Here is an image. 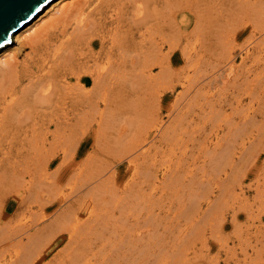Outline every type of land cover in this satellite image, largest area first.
Here are the masks:
<instances>
[{
    "label": "bare ground",
    "instance_id": "6f19581e",
    "mask_svg": "<svg viewBox=\"0 0 264 264\" xmlns=\"http://www.w3.org/2000/svg\"><path fill=\"white\" fill-rule=\"evenodd\" d=\"M249 1L247 0V2H249ZM254 1H256V0H253V3H254ZM233 2H235V1L233 0ZM256 3H261L259 5L264 6V0H258V2H256ZM240 5L242 6V4H240ZM244 5H246V4H244ZM250 5H251V3L249 4V6ZM255 5L256 4L254 3L253 6H255ZM225 7H226L225 0H50L45 6H43L36 13V15L31 20H29L20 29H18L17 31H15L12 34V39L10 40V42L7 43L6 45H4L0 49V203L3 202V199H4L3 197H7V196L11 197V196L16 195L19 192V190H18L19 187H22L21 190H24V192H26V191H27V193L29 192L31 196H32V194L34 195L36 193V196H34L35 198L39 195L40 191L47 189V188L50 190L52 189V192H53L54 188H55L54 189L55 192L63 189L62 190L63 192L62 193H60L61 191L59 192L60 197L58 200H54V198H53L54 196H52L53 200H52V198L50 199L48 197L49 201L46 200L47 201L46 204L43 203V205L45 207H47L48 210H50V211L55 210L54 215H56V216L54 217L53 221H51L50 223L47 222L45 224H43L42 222L36 223L33 226L30 223L29 226H32V229H37L40 232H36V233L32 232L34 234V235H32V233L29 232L30 229H28L29 228L28 225H27L28 226L27 228H25V225H20V227H19L18 226L19 223H16L17 221L15 222L17 227H16V225H13V226H15L16 231H13L12 233L15 232V235L17 234L16 237L21 239L20 245H22V240H23V242H25L26 240L24 241V238H27V242H25L26 245L24 244L25 248H23L24 246H22V248L20 249L21 251H22V249H25V250L22 253L21 252L19 253V250H18V252L17 253L15 252V255L13 254V256H11L9 259H5L2 262L0 260V264H38L40 261L43 260L45 252L50 247L52 242L56 240L57 234L62 233V232L69 234L70 245L68 248L65 246L67 249H66V251L64 249L65 252L63 255H61V253H59L55 256V259L57 261H59L58 264H128L126 262L127 258H129V260H131L132 263L136 262L133 264H138L137 262L142 263V264H149V261H147V258L149 259V257L153 256V255L158 256L160 251L165 253L164 254L161 252L164 256H166V257L169 256V258H170V253L173 254L175 251L174 249L176 248V247L173 248V246L176 245L175 241L180 239L179 238L180 235H177V234H176V236L174 235V233H176L175 232V225L172 224V222L169 225L167 223V220H162V224H163V221L165 222V224H163L164 228L162 230L160 229L161 221L159 219L154 221L153 220L154 217L151 219V215H154L155 209L150 210V214L147 215L146 217H144L143 220H141L142 221L141 223H140V221H138L140 219H137L133 223V221L130 222L131 219L129 221L127 218L126 219L122 218L123 223L120 224L119 223L120 218L117 219L118 218L117 217L116 218L117 220H116L115 215L111 214V212H113L115 209L111 211V209H112V207L110 205L111 200L108 198L107 199L108 201H107L106 197H105V194L107 192L106 193L103 192L104 194L99 192L100 194H98L97 189L95 192V188H94L95 186H92L90 188V191H89L90 194H89V192L87 193L89 196L88 199L85 198L86 194L85 195L82 194L78 197H75V199L71 198L69 196L71 194H67L68 191L65 189V186H63L61 184L64 177H59L58 174L64 165L70 164L68 161L70 160V158H72V157L74 158V156H73L74 153L83 154L86 150L88 151V149L90 147L94 148L92 150L93 153H95V152L97 153L98 151L102 150L103 148L104 149L108 148V150L110 149L109 147H106V146L103 147V143H105L104 139L106 137L104 138L102 136L103 132L101 130L102 129L101 127H102L103 123L110 124V122H111V124H112L113 120H115L113 118V114H112L113 113L112 107L115 104V102H117V101L119 102L120 100H117V98L115 97L116 95L114 93H116V94H117V92L127 93L126 92V76L127 75L129 76L131 74V73L128 74L129 71H139V72H144V73H147V72L151 73L157 67H161V71H160L161 73L158 76L159 77L161 76L160 77L161 80H162L163 74L166 76L165 78L167 79V82L165 81L164 84H166V85L163 86V88L166 90L175 88V85L173 84L174 78L178 79V78L184 77V79L189 80V78H191L190 69L193 68L192 65L195 63L193 61V59L197 58L196 61L197 60L200 61V59H198L200 56L198 57L197 55L193 54V52H192L193 50L190 51V50H188V46H185L183 48V54H184V56H185L184 58L186 60L181 62V65H180L181 70L176 72L173 68V65H174V63L177 64L179 62V60L177 59L178 55L176 53L177 49H178V44L184 40L189 41L190 38L192 37L191 33H192V30L194 28L197 29L198 27H200V29H201V27H203L205 30L206 26L210 25V24L206 25L208 22V19H209L210 11H215V12H219L220 10L223 11L225 9ZM256 8L257 7L253 8V9H255V11L257 12V9L259 7L257 9ZM260 8L264 9V7H261V6H260ZM210 18H211V16H210ZM212 18L214 19V16ZM215 24H217V23H215ZM220 25H218V26H220ZM239 26L240 25H236V26L234 25L233 26L234 29H232L231 31H229V29H228L227 35L230 36V34L232 33V36H234V38L236 40V38L242 34L241 30H244L243 29L244 27L239 28ZM254 26H256V25H254ZM236 27H238V28H236ZM208 28H209V26H208ZM214 28L216 29L217 27H214ZM210 30L213 31L212 29H210ZM219 30H221V29H219ZM214 32H212V33H214ZM217 33L216 34L214 33V34L218 36ZM221 33H223V32H221ZM205 36L206 35H204L203 37H205ZM224 37H221V38H224ZM214 38H216V37H214ZM213 40H215V39H213ZM204 41H203V43H204ZM214 42H216V40ZM222 42H224V40ZM15 43H18L17 49L14 48V50H10V52L8 53L7 51L10 49V45H13ZM212 43H213V41L211 40V44ZM204 44H202V45H204ZM207 44H210V43L208 42ZM217 44H219V43L217 42ZM217 44H216V49H218ZM234 45H236V44H234ZM208 46H210V45H208ZM194 48H196V47H194ZM202 48L204 49L203 46H202ZM230 48H231V45H230L229 49ZM236 48H235V50H236ZM26 49H28L27 52H26ZM198 49H201V46ZM206 49H207V47H206ZM208 49H210V48H208ZM216 49H214V50H216ZM210 50L213 51L212 48ZM194 51H196V49ZM219 51L221 52V50H219ZM6 52H7V54H6ZM21 52L22 53L26 52V54L24 55V57L22 59H20ZM218 52H216V53L219 54ZM211 53H213V52H211ZM233 53H231V54H233ZM243 53H244V51H243ZM200 54L202 55V52ZM236 54L237 53H235V55ZM213 56L215 58L219 57V56L216 57L215 55H213ZM232 56H234V54ZM203 59L205 60V58H203ZM245 59H247V58H245ZM207 60H206V62H207ZM192 61H193V64L190 63ZM208 61H210V60H208ZM213 61H215V60H212L210 62H213ZM259 61H261V60H259ZM197 63H198V61H197ZM215 63H213V64H215ZM220 63H221V61H220ZM200 65H201V63H200ZM215 65H214V67H215ZM225 65L226 64H224V66ZM210 66H212V65H210ZM216 66H217V68H219L218 71H222L225 68V67L222 68V65L219 67H218V65H216ZM214 67H212V68L214 69ZM195 68H196V66H195ZM199 68H201V67H199ZM199 68H196V69H199ZM203 68L204 67H202V69ZM206 69H203V70H205V71H203V74H204V72H206L205 74H207ZM233 69H234V66L232 65V63H229L226 70H224V72H223L224 74L228 73V76L225 77L228 80V82L230 80V75L232 74ZM127 70H128V72H126ZM246 72H248V71H246ZM229 73H231V74H229ZM213 74H214V72H213ZM240 74H239V77H240ZM216 75H217V73H216ZM218 75H220V74H218ZM149 76H151V75H149ZM158 76L156 75V77H153L152 79H156V81H157ZM185 76H186V78H185ZM207 76H208V74H207ZM251 76L249 78H251ZM202 77H204V76H202ZM194 78H193V80H194ZM135 79H136V77H135ZM152 79H151V81H152ZM202 79L205 80V78H202ZM215 79L217 80V77H215ZM252 79H254L253 76H252ZM190 80H189L190 85L188 86V89L186 90L187 94H191L190 92L192 90V87H193L194 83L197 81V79L195 78L196 81L195 82L191 81L193 83L192 84L190 82ZM209 80H212V79H209ZM234 80L236 81L237 78L235 79V77H234ZM246 80H248V79H246ZM199 81H200V79H199ZM242 81H245V80L243 79ZM153 82H155V81H153ZM157 82H155V83H157ZM198 83H201V82H198ZM236 83H237V81H236ZM248 83H249V81H248ZM253 83H255V81H253ZM158 84H159V82L157 83V85ZM222 84H224V83L222 82ZM250 84L251 83H249V85ZM151 85H153V84L151 83ZM187 85H186V87H187ZM249 85H247V86L249 87ZM214 87H215V85H214ZM252 87H253V85H252ZM144 88L145 89L147 88V90H148L149 87H144ZM254 88L255 87H253V90H254ZM160 90H161L160 87H158L157 91H160ZM209 91H210V89H209ZM252 91L248 92V94L253 98L254 91L253 92ZM206 92H207V90H206ZM119 94L118 95L121 96L122 93H119ZM123 94H122V96H123ZM155 94H153V96ZM179 94H181V93H179ZM160 95H161V93H160ZM160 95L159 96L157 95L156 97L154 96V99H152L150 102V105L152 106V108L150 106H148L149 111L146 112V114L144 113L145 114L144 117L147 116V113L149 115H151L149 117H153L152 113L155 114L152 119H147L149 121L146 120V125H150L149 129H151L153 132H155V137L157 135H159V140H162V139L163 140L166 139L165 141L169 140V142L167 143V145H169L168 149L172 150L171 151V155H172L171 158L169 160L166 159L167 163L166 162L163 163V164L166 163V165H165L166 177L162 181H160L161 179L159 180L160 183H162L161 185L159 183V185H160L159 190L161 189L162 193H159V194H161L159 197L158 196H155V197L159 198V200L164 199L165 197H167V194H169L168 191H173V192H170V193H172V195L178 193V196L180 195L179 193L181 192L182 195L180 197H183L182 200H184L185 196H190L191 198H193L194 201L196 200L197 202H194V201L192 202V200H191L189 205L188 204L184 205L183 202L182 203L179 202L180 206H178V207H180V209L183 208V210L185 208L187 213H186V211L184 212L183 210H182V212L186 213L189 217H190L189 213L190 214L192 213V218L191 217L190 218H191V220L194 221L193 216L195 217L197 215V216H200L201 218H203L204 211L199 207V203L201 202L199 200V197L206 198V201H208V203H210V204H211V201L213 200L211 198V195L213 193L212 190L214 188H211V187H213L214 179L212 177H209V175L206 173L205 167H207V166L210 167V169L215 171V173L217 171L218 172L224 171L227 176L230 175L227 172L228 168H231V169L233 167H235L233 169L237 168L236 165L238 164L240 157L243 155L240 154L239 156H236V150H234L233 148H238V146H239L238 145L239 143H237V141L239 140L240 136L243 137L241 135L242 128H240L238 131V133L240 135L239 137H237L238 140L236 141L235 140L236 137L234 138L232 136L233 140L230 139V143H228L226 146H222V144L218 143V144H216V146L218 148H216V149L211 148V150H209L207 147H205L206 144H208L207 142H206V144H204V141L202 143H200L202 145V147H201L202 149L200 148L201 149L200 152L209 154V156L207 159H205V161H203L202 164H200V166H198V168L201 169L200 171L202 172V174H199V172H194L192 170L196 169V168H193V167L191 169H189V168L191 167V164L196 163V165H197V162H199L197 160L200 159V156L202 153L199 154L200 156H195V153H191L192 154L191 156H194V157H192L193 159L191 161L189 160L188 148L190 145L189 144L190 139L188 138L189 135L187 136L186 134L190 133V130H189L190 125L193 122L190 120L186 121L187 118L186 119H183V118L174 119L173 118L172 121L168 125L164 126L163 119H158L156 116V113L154 111L157 108L153 109L154 102H155V105H158L160 107H161V105H163L162 104V98ZM148 96L149 95H147V97ZM180 96L182 97L183 95L181 94ZM124 97L126 98L127 96H124ZM132 97H133V95L131 96V98ZM208 97H209V95H208ZM135 98L136 97H134V99ZM149 98H152V97L149 96ZM183 98H184V96H183ZM242 99H243V97H242ZM144 100H147V99H144ZM208 100L210 103L211 102L210 99H208ZM208 100L206 102H208ZM125 102H126V100H125ZM192 102H193V100H192ZM203 102H205V101H203ZM212 102H215L214 99ZM228 102H231V101H228ZM143 103H145V102H143ZM199 103H197V104H199ZM175 104H173L172 105L173 107L170 108V116L176 115L175 110H176L177 105H175ZM177 104H178V102H177ZM237 104H238V102H237ZM205 105H207V103ZM212 105H213V103H212ZM214 105H216V104H214ZM230 105H232V104H230ZM239 105H237V107H239ZM216 107L217 106H215V108ZM196 108H197V106H196ZM196 108L194 110H196ZM200 110H203V109L200 108ZM218 110H219V108H218ZM111 111H112V113H111ZM224 115L225 114H223L222 117ZM178 116L180 117L179 113H178ZM215 116H217V114ZM114 117H116V116H114ZM209 117L212 118V116H209ZM110 118H113L112 121L110 120ZM133 118H135V117H133ZM137 118H135V119L131 118L130 119V124H131L130 133L132 134V135L130 134V136H133V133H135L137 131V133H136L137 138L134 137L133 139L131 138L129 140L127 138V135H126V142H125L126 148L125 149H126V152L128 151V153H129V154H127L128 155L127 157H130L132 165H135V170L139 171V169H144V171L142 170V172L140 173L141 179H140V177H138L139 179H137V181L133 180L134 184L133 185L130 184V185H128V187L126 186V190H124V191H128V193L130 194V195L128 194V196L132 200L128 205L130 207L126 206V210L124 208L126 213L127 212L130 213V210L133 211V209L135 208L133 203H135L134 202L135 200L140 202L141 200H138V199L140 198L141 195L145 196L146 194H148L150 192L152 195V196L150 195L152 200L155 198L154 197L155 194H153V192H151V191L147 192V189L150 188L152 186V184L156 183V181H157L156 179L158 178L157 169L155 170V166H157V161H154L155 156L154 155L151 156L150 155L151 153H149V155H148V152H151V150L140 151L141 156L139 155V153H137V151L139 149L145 148V143L147 142L148 134L150 133L149 129L146 130V128H145L146 125L143 122V121H145L144 120L145 118L143 119L142 116L139 117L142 119H137ZM250 118H252V117H250ZM62 119H68V121L70 119H76V120L77 119H80V120L81 119H92L89 121L91 123H89L88 125L86 124V122H87L86 120H85V122H83V124L85 123V125H87V127H85L88 130L86 137L81 139L83 136L82 135L81 138H79L80 141L79 140L76 141V139L78 137L75 138L74 135L72 136V138H74L73 140L76 141V143H75V141L70 142L73 144L75 143L73 152L71 151V148H73V147H70L71 145L68 146L66 143V137L65 136L68 132L64 129L66 127V124H63V123H65V121L63 122ZM104 120L109 121V122L106 123V122H104ZM177 120L180 122V124L182 126V130H181L182 131L181 132L182 137L179 141H175L174 136H173L174 134H172L174 129L179 124L178 123L175 126V123L178 122ZM212 120L214 121V119H212ZM116 121H118V120H116ZM243 121H244V119H243ZM252 121L255 122V118ZM92 122H96L100 128H97V129L89 128V127H91ZM124 122H123V124H124ZM207 122H208V120H207ZM235 122L236 121H234L233 123L235 124ZM254 122H252V123H254ZM223 123L224 122H222V124ZM252 123L250 122V126ZM53 124L55 126V129L52 130L53 131L52 132L50 129H51V126H53ZM111 124H110V127L113 126ZM218 125H216V126H218ZM229 125L231 126V123H229ZM82 127H84V125ZM103 127L106 128L107 126L105 125ZM247 127H248V122H247ZM247 127H245V128L247 129ZM115 128H117L116 125H115ZM118 129H120V128H118ZM141 129L143 131L142 133H141ZM64 130L67 132L66 134L63 132ZM83 130H82V132H83ZM231 130H233V128ZM109 131H110V129H109ZM115 131L117 132L118 130L116 129ZM122 131L123 130H121V132H120V136H121ZM82 132L80 134H82ZM219 132H220V130H219ZM233 132L235 133V131H233ZM84 133H86V132H84ZM140 133H141V135H140ZM51 134H52V140H50ZM94 135H95V137L97 136V139L94 138ZM194 136H195V133H194L193 137ZM216 136H217V134H216ZM245 137H247V136H245ZM249 137H250V135H249ZM107 138H109V137H107ZM117 138L119 139V137H117ZM209 138H210V136H209ZM109 139H111V138H109ZM114 139L117 142L115 137H114ZM191 139H193V138H191ZM242 140H244V137ZM121 141H122V139L120 140V142ZM191 141H193V140H191ZM116 142H115V144H117ZM111 143H112V140H111ZM211 143H213V142H211ZM242 143L244 144L245 142L242 141L241 144ZM200 144H199V147H200ZM214 144L215 143H213V145ZM211 146H212V144H211ZM75 148H76V152L74 151ZM119 148H121V147H119ZM104 149H103V151H104ZM178 149H179V151L176 152V154H175L173 150L176 151ZM159 150H161V149H159ZM227 150H228V152H226ZM61 151H63L65 153V156L62 158V160H59L58 167L56 168V170L52 173L49 172V167L51 166V164H53V161H55L54 156L56 155L57 157H59L58 154ZM110 151H111V149H110ZM118 151H119V149H118ZM89 152H91V151H88L87 153H89ZM191 152H193V151H191ZM250 153H253L252 149L250 150ZM95 154L90 155L89 157L90 158L92 156L94 157ZM139 158H140V161H137ZM249 158H248V160H250ZM91 159L93 160V158H91ZM162 159H163V157H162ZM225 160H227V163H225V165H224L223 163ZM248 160L246 159V161H248ZM97 162L98 161L96 160V163ZM102 162L103 161H101V163ZM189 162H191V163H189ZM85 163L86 162H84V166H85ZM77 164L80 165L79 163H77ZM222 164L224 166H222ZM240 164L241 163L239 161L238 166H240ZM113 165H115V164H113ZM160 165H161V163H160ZM94 167H96V166H94ZM201 167H203V168H201ZM135 170H134V172H135ZM213 171H211V172H213ZM83 172H80V175H81V173H83L82 175H84L83 177H85V183L84 184H87V186L91 185L93 182V179L95 178L94 174L89 176V175H87L89 173L85 174L86 171H83ZM91 172L92 171L90 170V173ZM109 172H110V169H109ZM231 172L234 175V171H231ZM97 173L100 174V170H98ZM142 173L144 175L143 177H142ZM137 174H139V173H137ZM220 174L222 175V173H220ZM80 175H79V173H78V175L76 174V176H75L76 179H77V176H80ZM87 176H89V177H87ZM112 177H113V175H112ZM229 177H228V179L225 178L224 181H220L219 187L221 186V184L223 185L225 183V181L229 180ZM73 178L74 177H72V180H73ZM69 179H71V178H69ZM113 179H111V180H113ZM78 180L79 179L76 180L77 181L76 184L79 183ZM220 180H222V179H220ZM95 181H94V183H95ZM106 181H105L106 183L109 182V180H107V179H106ZM217 181L218 180H216L215 182H217ZM69 182H71V181H69ZM100 182H99V184H100ZM168 182H170V183L168 184ZM236 182H238V181H236ZM80 183H82V182H80ZM111 183H112V181H111ZM68 184H70V183H68ZM95 184L98 185V183H95ZM227 184H229V183H227ZM65 185H67V184L65 183ZM108 185H111V184H108ZM176 185H177V188H176ZM224 185H223V188H224ZM102 186H104V185H102ZM166 186L169 187L168 190L166 188H164ZM240 186H241V184H240ZM82 187H84L83 183H82ZM225 187H226L225 190L223 188L222 189L225 192H227L229 190V189H227L228 186H225ZM75 188H77V186ZM109 188L111 189V187H109ZM153 188L154 187H151V189H153ZM258 188H259V186L257 187V189ZM64 190L67 191L66 195L64 193ZM72 191L74 192V190H72ZM263 191H264V189H263ZM55 192H53V193H55ZM81 192H82V190H81ZM81 192H80V194H81ZM108 192L109 193H107V194H110V192L112 193L111 190H108ZM75 193H77V191ZM261 193H262V191H261ZM49 194H51V193L49 192ZM225 194L231 195L229 191H228V193H225ZM42 196H44V195H42ZM58 196L59 195L57 193L56 197L58 198ZM232 196H234V195H232ZM27 197H25V199ZM120 197L122 198V196H120ZM180 197H177V198H180ZM38 198H41V197H38ZM43 198H45V197H43ZM104 198H105V201L103 200ZM32 199H34V198H32ZM98 199L106 202L105 205H104V202L97 201ZM145 199H147L146 196H145ZM234 199H235V197H234ZM109 200H110V203H109ZM143 200H144V197H143ZM148 200H149V198H148ZM148 200H146V201H148ZM159 200L156 199V201H159ZM182 200H179V201H182ZM23 201L26 202L27 200L25 201L24 199H22V202ZM31 201H33V200H31ZM34 201H35V199H34ZM39 201L40 200H38V203L41 202V201L40 202ZM91 202H93L94 204L92 205ZM142 202H144V201H142ZM186 202H184V203H186ZM26 203H27V207L29 210V208L31 206H30V204H28V202H26ZM154 203H155V200H154ZM171 203H172V201H171ZM193 203H198V204L193 205ZM40 205H41V203H40ZM112 205H113V200H112ZM163 205H164V208H162V210H160V211H164V213L167 212L166 213L167 215H165V216H168L170 213V210H174V208H175L172 204H170V205L168 204V206H165V204H163ZM95 206H97V207H95ZM118 206H120V205H118ZM121 206H120L121 207V213L123 214V213H125V211H123V209H122L124 207V205H121ZM153 206H154V204H153ZM185 206H188L190 211H188V209H186ZM260 206H261V204H260ZM178 207H177V209H178ZM90 208H92V210ZM113 208H114V206H113ZM115 208H116V206H115ZM131 208H133V209H131ZM180 209H179V212H180ZM97 210H98V212H97L98 214L96 215L94 212H96ZM99 210H101V211L99 212ZM261 210L259 213L264 212L263 211L264 209L262 211ZM0 211H1V209H0ZM43 211L44 210H42L41 213ZM88 211H89V213H91V215H88L89 218L82 220L81 218H83V215L85 213H88ZM134 211L137 212V210H134ZM52 212H54V211H52ZM176 212H178V211H176ZM41 213H39V214L35 213L36 217H37V215H38V217L42 216V215H40ZM93 213H94V217H93ZM211 213H212V210H211ZM236 213H237V211H236ZM138 214L139 213H137V216L139 217L141 214L140 215H138ZM22 215H24V214H22ZM176 215H178V214H176ZM179 215H181V214H179ZM187 215L182 214L181 216H183L185 218V217H187ZM251 215H253V214H251ZM258 215H259V217L261 216L260 214H258ZM45 216H46V214H45ZM45 216H43V217H45ZM134 216H135V214H134ZM214 216L216 217V214ZM24 217H25V215H24ZM36 217H34V219ZM189 217L186 218L188 221L190 220ZM31 218H33V217H31ZM130 218H131V216H130ZM45 219H47V218L46 217L43 218V220H45ZM208 219H209V217H208ZM21 220H22V218H21ZM41 220H42V217H41V219L36 220V222L41 221ZM73 220H75L76 222L74 224H71L72 222H74ZM124 220L129 221L128 224ZM173 220H175V219H173ZM197 220H198V217H197ZM205 221H207V219ZM30 222H33V221H30ZM34 222H35V220H34ZM198 222H200V220H198ZM198 222H196V223H198ZM22 223L24 224L23 220H22ZM26 223H29V222H25V224ZM196 223L194 221L192 224H190V226L193 227L194 226L193 224L196 225ZM5 224L7 226H9V223H4V225ZM126 224H127V226H126ZM235 225H236V223H235ZM5 226H4V228L2 226H0V241H1V243H3L4 240L6 241L7 240L6 238L9 239L10 234H11L10 232L12 231L11 228H13L10 226L7 227V228H9L8 232H9V230H11L8 233L5 231V230H7V229H5ZM52 226H57V227L61 226V227L58 228V231L57 230L53 231L54 229H57V227L52 230V229H50V227H52ZM179 226H181V225H179ZM142 227H144L143 228L144 231H142V232L140 231L141 233L136 232V228L142 229ZM185 227H187V226H185ZM202 227H199V228H202ZM194 228H196V227H193L192 229H194ZM237 228H238V226H237ZM197 229H198V224H197ZM181 230L182 229H180V232L182 234L184 231H181ZM196 230H195V233H198L199 231L196 232ZM2 231L3 232L5 231L6 233L4 232L3 233L4 235H3ZM158 231H159V233H158ZM160 231H162L161 234H160ZM236 231H234V232H236ZM257 232L260 233L261 231H257ZM188 233L191 234V232H188ZM5 234H6V236H5ZM24 234H25V236H24ZM7 235H9V237ZM183 235H185V234H183ZM199 235H201V234H198L197 236H199ZM11 236H12V234H11ZM187 236L190 237V235H187ZM10 238L13 239L12 237H10ZM183 238H185V237L183 236ZM2 239H4V240H2ZM20 239H17V242H19ZM187 239H189V238H187ZM239 239H240V237H239ZM185 240H186V238H185ZM8 241L9 240H7L6 242H8ZM180 242L183 243L182 240ZM1 243H0V245H1ZM182 243H181V246L183 247ZM188 243H190V242H188ZM188 243H183V244L187 245ZM140 246L143 248L142 249L143 255H145V258L143 257V260L140 259L141 258L140 256H135L136 252L138 251L136 249H139ZM178 246H180V245H178ZM181 246H180V248L177 247V249H180V250L183 249L184 250V247L182 248ZM70 248H71V250H70ZM3 249H4V247L2 248V250ZM7 249H8V247H7ZM8 250L10 251V249H8ZM8 250L6 251V249H5L4 251L8 252ZM262 250L264 251V249H262ZM4 251H2V252H4ZM146 251H148V254H150L149 256H148V254H145ZM2 252H0V254H1L0 258L6 257L5 256L6 252L3 253L4 255L2 254ZM258 254H260V253L258 252ZM180 255H182V254H180ZM160 256H161V254H160ZM158 257H156V259H155L156 261H152L153 264H155V263L156 264H162V261H159V259H158L159 263L157 262ZM130 258H132V259H130ZM180 259L182 260V258H180ZM127 261H128V259H127ZM163 261H164V263L166 262L165 260H163ZM168 261H169V259H168ZM168 261L166 263H168ZM174 261H176V259ZM170 263L172 264L171 261H170ZM48 264H53V263L48 262ZM175 264H176V262H175ZM181 264H182V262H181Z\"/></svg>",
    "mask_w": 264,
    "mask_h": 264
},
{
    "label": "rangeland",
    "instance_id": "374dc122",
    "mask_svg": "<svg viewBox=\"0 0 264 264\" xmlns=\"http://www.w3.org/2000/svg\"><path fill=\"white\" fill-rule=\"evenodd\" d=\"M234 1L235 2H233V0H225L226 7H225V9L223 11L222 10H220L219 12L210 11L209 19H208V22L206 24V25L210 24V25H208L209 28H208V26H206L205 30H204L203 27H201V29H200V27H198L197 29L194 28L193 29L194 31L192 30V33H191L192 37L190 38V40L189 41L188 40H184V41H182L181 43L178 44V49H177L176 53L178 55L177 59L179 60V62L177 64L174 63V65H173V68H174V70L176 72L181 70V67H180L181 62L186 60L184 58L185 56L183 54V48L185 46H188V50H190V51L193 50L192 51L193 54L197 55L198 57L200 56L198 58V59H200V61L197 60L199 64L196 61L197 58L193 59V61L195 62L194 64H193V61L190 62L191 64H193L192 65L193 66V68H192L193 70L189 68L190 69V74H191V78H189V80L191 79L190 82L191 81L195 82L196 81L195 78L197 79V81L194 83V85L192 87V90L190 92L191 94H187L186 93V90L188 89V86L190 84H189V80L184 79V77L183 78H178V79L174 78L173 84L175 85V88L169 89V90L164 89L163 86L166 85V84H164V82L165 81L167 82V79L165 78L166 76L164 74H163V77H162L163 81L160 78L161 76L160 77L158 76L161 73L160 72L161 71V67H157L151 73H148V72L144 73V72H139V71H129L128 74H130V73L131 74L129 76L126 74L128 76V77L126 76V92L127 93H125V92H117V94L114 93L116 95L115 97L117 98V100H120L119 102L118 101L115 102V104L113 105V107H112L113 113L111 111V113L113 114V118L115 120H113L114 123L112 122V124H111V122H110V124L113 125L114 127L113 126L110 127V124H105V123H103L102 127H101L102 128L101 129L102 132L103 133L105 132L104 134L101 132L102 136L104 138L106 137L104 139L105 143H103V147H105V146L109 147L111 149V151H110V149L108 150V148H105L106 150L103 148L104 151L102 149V150L98 151L97 153L95 152L96 153L95 154L92 151L94 148L90 147L88 149V151H91V152H89L90 154L87 153L88 152L87 150L83 154L74 153V155H73L74 158L72 157L68 161L70 164L68 163L69 165H64L62 167L61 171L58 174L59 177H64L61 184L63 186H65V189L68 191V193H67V191L64 190L65 195H66V193L67 194H71L69 196L71 198H74V199H75V197H78V196H80L82 194H84V195L86 194L85 198L88 199L89 196H88L87 193L90 191V188L92 186H95L94 187L95 188V192H96V189H97V193L98 194H100L99 192H101V193H103V192L104 193H106V192L109 193L108 190H111L112 193L111 192H110V194L106 193L105 197H106V200L108 198L111 200V204H110L111 207H112L111 211L114 210V209L116 210V211L114 210L113 212H111V214L115 215V219L117 217H118L117 219H119V218L121 219V220L119 219V223L120 224L123 223L122 218L123 219L127 218L129 221L131 219L130 222L133 221V223L137 219H140L138 221H140V223H141L142 222L141 220H143L144 217L149 215L150 214V210H152V209L153 210L155 209L156 211L154 210V215H151V219L154 217L153 218L154 221L158 220V219L161 221V225H160V229L161 230L164 228L163 224H165L164 221H163V224H162V220H167V223L169 225L172 222V224L175 225V232L176 233H174V235L175 236H176V234L180 235V237H179L180 239L176 240L175 241L176 245L174 244L175 246H173V248L176 247L174 249L175 250L174 251L175 254L173 253L174 254L173 255L172 253H170V258H169V256H167L168 257L167 258L166 256H164L162 254L164 252L160 251V253L158 255L159 257L156 256V255H153V256L149 257V259L151 258L152 260L151 259L149 260L147 258V261H149V264H151V263L153 264L152 261H156L155 260L156 257H158L157 258V262L159 263V261H162V264H171L170 261L172 262V264L173 263L175 264V262H176V264H181V262H182V264H191V263L192 264H264V253H263L264 251L262 250V249H264V212L259 213L261 209L262 210L264 209V191H263V189H264V125H263L264 124V29H263L264 28V9L260 8V6L261 7H264V6L263 5H259L261 3H256V2H258V0L254 1V3L256 4L255 6H253L254 5L253 0L252 1L248 0L251 3L252 6L251 5L249 6L250 3L247 2V0H244V1L243 0H234ZM240 4H242V6ZM244 4H246V5H244ZM255 7H257V8L259 7L258 9L260 11L256 8L257 9V12H256L255 9H253ZM210 16H211V18H210ZM213 16H214V19L212 18ZM215 23H217V24H215ZM218 25H220V26H218ZM234 25L235 26L236 25H240L239 28L244 27L243 28L244 30H241L242 34L239 37H237L236 40H235L234 36H232L231 32H230L231 33L230 34L231 37L227 35V32H228L227 30L229 29V31H231L232 29H234L233 28ZM254 25H256V26H254ZM214 27H217L218 29L217 28L215 29ZM236 28H238V27H236ZM210 29H212L213 31H211ZM219 29H221V30H219ZM220 31L223 32V33H221ZM212 32H214L215 34L217 33L218 36L215 35ZM204 35H206V36L203 37ZM212 35L213 36L215 35L214 37H216V38H214ZM221 37H224V38H221ZM213 39H215L216 42H214L215 40H213ZM222 39L224 40V42H222L223 41ZM211 40L213 41L212 44H211ZM203 41H204L205 44L203 43ZM207 41L210 44H207L208 43ZM217 42L219 44H217ZM202 44H204L205 46L202 45ZM216 44L218 45V47H217L218 49H216ZM234 44H236V45H234ZM208 45H210V46H208ZM230 45H231V48L229 49ZM17 46H18V43L10 45V49L7 52L9 53L10 50H14V48L17 49ZM200 46H201V49H198V48H200ZM202 46L204 47V49L202 48ZM194 47H196V48H194ZM206 47H207V49H206ZM208 48H210V49L212 48L213 51H211ZM235 48H236V50H235ZM195 49H196V51H194ZM214 49H216V50H214ZM219 50H221V52ZM27 51H28V49H26V52ZM243 51H244V53H243ZM7 52H6V54H7ZM26 52H24V53L21 52L20 59H22L24 57ZM199 52L200 53L202 52V55ZM211 52H213V53L215 52V53L213 54ZM216 52H218L219 54H217ZM231 53H233L234 56H232L233 54H231ZM235 53H237V54L235 55ZM213 55H215L216 57L217 56H219V57L215 58ZM203 58H205V60ZM245 58H247V59H245ZM207 59L210 60V61H212V60H215V61L210 62ZM258 59L261 60V61H259ZM206 60H207V62H206ZM220 61H221V63H220ZM200 63H201V65H200ZM213 63L218 65V67L222 65V68L223 67H225V68L222 71H218L219 68H217V66L215 64H213ZM229 63H232V65L234 66V69L232 71V74L229 73L231 75H230V80L228 82V80L225 78V77L228 76V73H226L227 74L226 75L223 72H224V70H226V68L229 65ZM224 64H226V65L224 66ZM210 65H212V66H210ZM214 65H215V67H214ZM195 66H196V68H199V67H201V68L196 69ZM202 67H204L203 69L207 68L206 71H207L208 76H207V74H205L206 72H204L205 75L203 74V71H205V70H203ZM212 67H214V69ZM246 71H248V72H246ZM126 72H128V70ZM213 72H214V74H213ZM216 73H217V75H216ZM218 74H220V75H218ZM239 74H240V77H239ZM149 75H151V76H149ZM156 75L158 76V78H157V81L159 82L158 85H157L158 82L156 81V79H152L153 77H156ZM251 75L253 76L254 79H252ZM202 76H204V77H202ZM250 76H251V78H249ZM135 77H136V79H135ZM215 77H217V80L215 79ZM234 77H235V79L237 78V80H236L237 83L234 80ZM185 78H186V76H185ZM193 78H194V80H193ZM202 78H205V80L202 79ZM151 79H152V81H151ZM199 79H200V81H199ZM209 79H212V80H209ZM243 79L245 81H242ZM246 79H248V80H246ZM153 81H155L157 83H155ZM248 81H249V83H251L250 85H249ZM253 81H255V83H253ZM198 82H201V83H198ZM222 82L224 84H222ZM151 83L153 85H151ZM186 85H187V87H186ZM214 85H215V87H214ZM247 85H249V87ZM252 85H253V87H255L254 90H253ZM144 87H149L151 90L149 88L147 90V88L145 89ZM158 87H160V89H161L160 91H157ZM209 89H210V91H209ZM206 90H207V92H206ZM252 90L254 91V96H253L254 99L248 94V92H250ZM119 93H122V94L124 93V94H123V96H122V94H121V96H119L120 95ZM160 93H161V95H160ZM179 93H181L184 96V98H183V96L181 97L180 96L181 94H179ZM153 94H155L154 95L155 97L157 95L158 96L160 95L161 98H162V104L163 105H161V107H160L158 105H155V102H154L153 109L157 108L154 111H155L156 116H157L158 119H163L164 126L168 125L172 121L173 118L174 119H181V118L186 119L187 118L186 121L190 120V121L193 122V123L191 122L192 124L190 125V129H189L190 133L186 134L187 136L189 135L188 138L190 139V141H189L190 145H189V148H188V150H189L188 156H189V160L190 161L193 159L192 157H194V156H191L192 155L191 153H195V156H200L199 154L202 153V152H200L201 149H202L201 148L202 145L200 143H202L203 141H204V144H206V142L208 143V144H206L205 147H207L209 150H211V148L212 149L213 148L214 149L218 148L216 146V144H218V143L222 144V146H226L228 143H230V139L233 140L232 139L233 137L234 138L236 137L235 138L236 141L238 140L237 137L240 136L238 131H239L240 128H242V131H241L242 133L241 132L240 133L244 137V140H242L243 137L240 136L239 140L237 141V143H239L238 144L239 145L238 148H233L234 150H236V156H239L240 154L243 155V156H241L242 158L240 157L241 160L239 159V161L241 163L240 166H238L239 161H238V164L236 165V167L238 169L237 168L233 169L235 167L232 168L233 170L231 168H228L227 172L231 175V176L229 175L230 176L229 177V176L226 175V173L224 171L218 172L216 170L217 171L216 172L217 174H216L215 171L210 169V167L207 166V167H205L206 169L204 168L206 170V173L209 175V177H212L214 179L213 187H211V188H214L212 190L213 193L211 195V198L213 200L211 201V204H210V203H208V201H206V198L199 197V200L201 201L200 203L198 202L199 203V207L204 211L205 214L203 213V218H201L200 216H197V215L195 217L193 216L195 223L198 222V220H200V222L196 223V225L193 224L194 225L193 227H196L194 229H192L193 227L190 226V224H192L194 222L193 220H191L192 213L191 214L189 213V215L191 217L190 218L186 214L187 211L185 210V208L183 210V208L180 209V207H178V206H180L179 202H181V203L183 202L184 205H187V204L189 205L191 200H192V202L194 201L193 198H191L190 196H185L186 198L184 197V200H185L184 201V200H182L183 197H180L182 195L181 192L179 193L180 195L178 196V193L174 194V195H172V193H170V192H173V191H168L169 194H167V197H165L164 199L159 200V198L155 197V196L159 197L161 195L159 193H162V190L161 189L159 190L160 185L162 184V183H160V181H162L166 177V167H165V165L167 163L166 159L169 160L171 158V156H172L171 155V151L172 150L168 149L169 145H167V143L169 142V140L168 141H165L166 139L159 140V135H157L155 137V132H153L151 129H149L150 125H146V120L147 119H152L154 117V115H155L154 113H152L153 117H149L151 115H149L147 113V116L144 117L146 112L149 111L148 106H150L152 108V106L150 105V102H151L152 99H154ZM132 95H133V97L131 98ZM147 95H149L152 98H149V96L147 97ZM208 95H209V97H208ZM124 96H127V97L125 98ZM134 97H136L135 98L136 100L134 99ZM242 97H243V99H242ZM144 99H147V100H144ZM208 99H210V101H211L210 103H209ZM213 99H214L215 102H212ZM125 100H126V102H125ZM192 100H193V102H192ZM207 100H208V102H206ZM203 101H205V102H203ZM228 101H231V102H228ZM143 102H145V103H143ZM177 102H178V104H177ZM237 102H238V104H237ZM197 103H199V104H197ZM206 103H207V105H205ZM212 103H213V105H212ZM173 104L177 105L176 110H175L176 115L170 116V108L173 107L172 106ZM214 104H216V105H214ZM230 104H232V105H230ZM237 105H239V107H237ZM196 106H197V108H196ZM215 106H217L216 107L217 109L215 108ZM195 108H196V110H194ZM200 108L203 109V110H200ZM218 108H219V110H218ZM178 113L180 114V117L178 116ZM222 113L225 114L223 117H222V115H223ZM216 114H217V116H215ZM114 116H116V117H114ZM141 116H142L143 119L145 118L144 119L145 121H143V122L146 125L145 126L146 130L149 129L150 133L148 134V140L145 143V148L144 149H139L137 151V153H139V155L141 156V152L140 151L151 150V152H148V155H149V153H151L150 154L151 156L152 155L155 156L154 161H157V166H155V170L157 169L158 178L156 179L157 181L155 180L156 181V183H154L155 185L152 184V186H151V187H154V188L151 189V187H150V188L147 189V192L151 191V192H153V194H155L154 195L155 198L152 200V198L150 197V195H151L150 192L145 195L147 199H145V196L141 195L140 198L138 199V200H141V201L138 202L137 200H135L134 201L135 203H133L135 208L134 209L131 208V209H133V211L137 210V212L136 211L133 212V211L130 210V213H128V212L126 213V211H125L126 210V206L130 207L128 205H129V203L132 200L128 196V194H129L128 191H124V190H126V186L128 187V185H130V184L133 185L134 181L135 180L137 181V179H139L138 177H140V179H141L140 173L142 172V170L144 171V169H139V171L135 170V165H132L131 158L127 157L128 156L127 154H129V153H128V151L126 152V149H125L126 148V143H125L126 142V135H127V138L129 140L131 138L133 139L134 137L137 138V134H136L137 131L135 133H133V136H130V134H131L130 133V127H131L130 119L131 118L135 119L137 117H138L137 119H142V118H139ZM209 116H212V118L209 117ZM133 117H135V118H133ZM250 117H252L253 119L255 118V122L256 123L254 121H252L253 119L250 118ZM113 118H110V120L112 121ZM212 119H214V121ZM232 119L237 122V123L235 122L236 125L233 123L234 121ZM243 119H244V121H243ZM62 120H63V122L65 121V123H63V124H66V127L64 129L68 132L67 133L65 130L63 131L65 134L67 133L66 136H65L66 137V143H67L68 146L71 145L70 147H73V148H71V151L73 152L74 145H75L76 141L79 140V138H81L82 135L83 136H82L81 139L86 137V134H87L88 130L85 127H87V125L89 123H91L89 121L92 120V119H81V120L80 119H77V120L76 119H70L69 121H68V119H62ZM85 120L87 121L86 122L87 125H85V123L83 124V122H85ZM106 120H104V122H106V123L109 122V121H106ZM116 120H118V121H116ZM207 120H208V122H207ZM248 120L251 123L254 122V123L251 124L252 127L250 126V122ZM147 121H149V120H147ZM123 122H124V124H123ZM222 122H224V123L222 124ZM247 122H248V127H247ZM229 123H231V126L229 125ZM92 124H91V127H89V128H91V129L100 128L99 125H97L96 122H92ZM177 124H178V126L172 132V134H174L173 136H174L175 141H179L181 139V137H182V135H181L182 134L181 133L182 132L181 131L182 130V126H181L179 121L175 123V126ZM83 125H84V127H82ZM105 125L107 126L106 128L103 127ZM115 125H116L117 128H115ZM216 125H218V126H216ZM245 127H247V129ZM118 128H120V129H118ZM232 128H233V130H231ZM54 129H55V126L53 124V126H51L50 130L52 131ZM109 129H110V131H109ZM116 129L118 130L117 132L115 131ZM82 130H83V132H82ZM121 130H123V131H122L121 136H120ZM219 130H220V132H219ZM233 131H235V133ZM81 132H82V134H80ZM84 132H86V133H84ZM142 132L143 131L141 129V133ZM141 133H140V135H141ZM194 133H195V136L193 137ZM216 134H217L218 137L216 136ZM73 135L75 136V138L78 137L76 139V141L73 140L74 139V138H72ZM249 135H250V137H249ZM50 136H51L50 140H52V134ZM113 136L116 138L117 142L115 141ZM209 136H210V138H209ZM245 136H247V137H245ZM107 137H109L111 139H109ZM117 137H119L120 140L122 139V141H121L122 143L120 142V140ZM94 138L97 139V136L95 137V135H94ZM191 138H193V139H191ZM111 140H112V143H111ZM191 140H193V141H191ZM73 141H75L74 144L70 143V142H73ZM242 141L245 142V143L241 144ZM115 142L117 144L118 143L119 144L117 145V144H115ZM211 142H213L215 144L213 145V143H211ZM199 144H200V147H199ZM211 144H212V146H211ZM119 147H121V148H119ZM250 148L252 149L253 153H250V150H251ZM118 149H119V151H118ZM159 149H161V150H159ZM228 150L226 152H228ZM74 151L76 152V148H75ZM173 151L176 154V152H178L179 149L176 150V151L175 150H173ZM191 151H193V152H191ZM93 154H95V155H94V157L93 156L91 157V158H93V160H92L89 156L93 155ZM58 155H59V157H57L56 155L54 156L56 162L53 161V164H51V166L49 167V172H51V173L56 170V168L58 167L59 160H62V158L65 156V153L63 151H61V152H59ZM208 156H209V154L202 153L201 156H200V159L197 160V161H199V162H197V165H196V163L191 164V167L189 169H191L192 167L196 168V169H193L192 171L199 172V174H202V172L200 171L201 169H199L198 166H200V164H202L203 161H205V159L208 158ZM162 157H163V159H162ZM248 158L250 160H248ZM246 159L248 161H246ZM96 160L98 161L97 163H96ZM101 161H103V162L101 163ZM137 161H140V158ZM84 162L87 163V164L85 163V166H84ZM164 162H166V163L163 164ZM77 163H79L80 165H78ZM112 163L115 164V165H113ZM160 163H161V165H160ZM189 163H191V162H189ZM225 163H227V160H225L223 164L225 165ZM223 164H222V166H224ZM94 166H96V167H94ZM201 168H203V167H201ZM109 169H110L111 173L109 172ZM90 170L92 171L91 173H90ZM98 170H100V174L97 173ZM134 170H135V172H134ZM83 171H86L85 174L89 173V174H87L89 176L94 174V176H95L94 179L95 180L97 179L96 180L97 182L93 179V182H92L91 185L87 186V184H84L85 183V177H83L84 175H82L84 173ZM211 171H213V172H211ZM231 171H234V175H233V173ZM80 172H83V173H81L82 176L80 175ZM78 173L80 175V176H77V179H79L78 180L79 183L76 184V182H77L76 180L77 179H76L75 176H76V174L78 175ZM137 173H139V174H137ZM220 173H222V175ZM112 175H113V177H112ZM235 175L236 176L238 175V176L236 177ZM89 176H87V177H89ZM143 176L144 175L142 173V177ZM72 177H74L73 180H72ZM228 177H229V180L225 181V183H224L225 185L223 184L224 188H223L222 184H221L222 187L221 186L219 187L220 181H224L225 178L228 179ZM69 178H71V179H69ZM219 178L222 179V180H220ZM106 179L109 180L108 183H106L107 182ZM111 179H113L114 181L111 180ZM216 180H218V181L215 182ZM235 180L238 181V182H236ZM69 181H71V182H69ZM94 181H95V183H98V185H96L94 183ZM111 181H112V183H111ZM67 182L70 183V184H68ZM80 182L83 183L84 187H82V183H80ZM99 182H100V184H99ZM65 183L67 185H65ZM159 183H160V185H159ZM169 183L170 182H168V184ZM227 183H229V184H227ZM108 184H111V185H108ZM240 184H241V186H240ZM73 185L75 187L77 186V188H75ZM102 185H104V186H102ZM225 186H228L227 189H229L228 191L230 192L231 195L225 194V193H228L227 190H226L227 192L224 191L225 188H226ZM258 186H259V188L257 189ZM109 187H111V189ZM21 188L22 187L18 188L19 192L16 195L11 196V197H8V196L7 197H3L4 198L3 202L0 203V209H1V211H0L1 212L0 213L1 214L0 215L1 216L0 217V226H2L4 228V226L6 225V224L4 225V223H9V226L13 227V228H11L12 231L9 230V232L11 231L10 233L12 234V236L10 234V237H12L13 239H11L9 237V235H7L9 237V239L6 238L7 240H9L8 242H6L7 240L5 241L4 239H2V240H4L3 243H1V241H0V243L2 245V246L0 245L1 246L0 247V252L4 251L5 249H6V251L8 249H10V251L8 250V252H6V251L2 252V254L6 252V255H5L6 257L3 256L4 258H0L1 262L3 260H5V259H9L11 256H13V254L15 255V252L17 253L18 250H19V253L20 252L22 253L25 250V249H22V251H21L20 249L22 248V246H24V244L26 245L25 242H27V238H24V241L25 240L26 241L23 242V240H22V245H20L21 239L16 237L17 234L15 235V232L12 233L13 231H16L15 230L16 229L15 226H13V225H16L15 222L17 221L16 223H19V225H18L19 227H20V225H25V228H27L30 225V223H31L32 226L34 224H36V223H41V222L43 224H45L47 222L50 223L51 221L54 220V217L56 216V215H54L55 214V210H51V211L48 210V208L45 207L43 205V203L46 204V202L49 201L48 197L51 199L52 196H54L53 197L54 200H58L59 197H60V193L63 192L62 188H61L62 190H60L61 192L57 189L58 191H56V192L59 195L58 198H57L56 197L57 193L54 190L55 188L53 189V192H55V193L52 192V189L50 190V189L47 188V189H44V190L40 191L39 195L35 198L34 196H36V193L34 195L32 194V196H31L29 192L28 193H27V191L24 192V190H21ZM164 188H166L167 190L169 189V187H167V186L164 187ZM176 188H177V185H176ZM71 189L74 190V192ZM81 190H82V192H81ZM76 191H77V193H75ZM261 191H262V193H261ZM49 192L51 194L52 193L53 194L51 195V194H49ZM80 192H81V194H80ZM89 194H90V192H89ZM42 195H44V196H42ZM232 195H234V196H232ZM120 196H122V198ZM25 197H27L28 199L27 198L25 199ZM38 197H41L42 199L38 198ZM43 197H45L46 199L43 198ZM143 197H144V200H143ZM177 197H180V198H177ZM234 197H235V199H234ZM32 198H34L36 202ZM53 198H52V200H53ZM148 198H149V200L150 199L151 200L149 201ZM22 199H24L25 201L27 200L26 202H28V204H30L31 207L29 208V210H28V207H27V203L24 202V201L22 202ZM37 199L41 201V202L39 201L41 203V205H40V203H38ZM156 199L159 200V201H156ZM31 200H33V201H31ZM103 200L105 201V198ZM103 200H99L98 199L97 201L104 202ZM110 200H109V203H110ZM112 200H113V205H112ZM146 200H148V201H146ZM154 200H155V203H154ZM179 200H182V201H179ZM142 201H144V202H142ZM171 201H172V203H171ZM184 202H186V203H184ZM194 202H197V201L195 200ZM105 203L106 202H104V205H105ZM162 203L165 204V206H168V204L169 205L172 204L175 207V208L173 207L174 210H170V213L168 215L169 217L165 216V215H167L166 214L167 212L164 213V211H160V210H162V208H164V205ZM198 203H193V205L194 204H198ZM91 204L93 205L94 203L91 202ZM117 204L120 205V206L124 205V207L122 209H123V211H125V213H123V214L121 213V207L122 206L120 207ZM153 204H154V206H153ZM260 204H261V206H260ZM113 206H114V208H113ZM115 206H116V208H115ZM95 207H97V206H95ZM177 207H178V209H177ZM185 207H186V209H188V211H190L188 206H185ZM124 208H125V210H124ZM90 209L92 210V208H90ZM179 209H180V212H179ZM40 210L41 211L44 210L43 212L46 214V216H45V214L43 212L41 213ZM182 210L184 212L186 211V213L182 212ZM211 210H212V213H211ZM52 211H54V212H52ZM89 211H88V213H85L83 215V218H81L82 220H85V219L89 218L88 215H91V213H89ZM100 211L101 210H99V212ZM176 211H178L179 213L176 212ZM236 211H237V213H236ZM97 212H98V210L96 212H94V213L97 215L98 214ZM35 213H37V214L41 213L40 215H42V216L38 217V215H37V217H36ZM94 213H93V217H94ZM137 213H139L138 215H140V214L141 215L138 217ZM22 214H24L25 217ZM134 214H135V216H134ZM176 214H178V215L179 214L187 215V217H189L190 220L188 221L186 219L187 217L184 218L183 216H181V215L178 216ZM215 214H216V217L214 216ZM251 214H253V215H251ZM258 214H260L261 216L259 217ZM129 215L131 216V218H130ZM43 216H45L47 219L43 220V218H45ZM31 217H33V218H31ZM34 217H36V218L34 219ZM41 217H42V220L44 222L42 220L36 222V220L41 219ZM197 217H198V220H197ZM208 217H209V219H208ZM21 218H22L24 224L22 223ZM205 218L207 219V221H205L206 220ZM173 219H175V220H173ZM34 220H35V222H34ZM30 221H33V222H30ZM73 221L74 222L71 221L72 222L71 224H74L76 222L75 220H73ZM129 221L126 220L125 222H127V224H128ZM25 222H29V223L25 224ZM235 223H236V225H235ZM127 224H126V226H127ZM197 224H198V229H197ZM179 225H181V226H179ZM9 226H7V225L5 226V229H7V230H5L6 232H8L9 228H7V227H9ZM32 226H29V228H28V229H30L29 232H31V233L32 232L33 233L40 232L37 229H32ZM185 226H187V227H185ZM237 226H238V228H237ZM16 227H17V225H16ZM52 227H50V229L53 230L57 226H52ZM60 227L61 226H58L57 229H54L53 231H55V230L58 231V228H60ZM199 227H202V228H199ZM143 228L144 227H142V229L141 228H139V229L136 228V232L141 233L142 231H144ZM180 229H182L181 231H184L182 234L180 232ZM195 230H196V232L197 231H199V232L195 233ZM200 230L202 232L203 231L204 232L202 233ZM234 231H236V232H234ZM257 231H261V232L258 233ZM4 232L2 231V234ZM188 232H191V234L188 233ZM33 233H32V235H34ZM158 233H159V231H158ZM161 233H162V231H160V234ZM183 234H185L186 236L183 235ZM196 234L197 235L201 234V235L197 236ZM187 235H190V237H188ZM5 236H6V234H5ZM24 236H25V234H24ZM183 236L186 238L187 241L185 240V238H183ZM239 237H240V239H239ZM187 238H189V239H187ZM17 239H20V241L17 242ZM181 240L183 241V243H188V242H190V243H188L189 245L188 244L186 245V244H183L182 242H180ZM181 243H182V245L184 247V250L183 249H181V250L177 249V247L180 248ZM5 245L8 247V249H7V247ZM69 245H70L69 234L68 233H63V232L62 233H58L56 240L52 242L50 247L45 252L43 260L40 261L38 264H48V262L53 263V264H58L59 261H57L55 259V256L57 254H59V253H61V255H63L64 252L66 251V249L69 247ZM178 245H180V246H178ZM3 247H4V249L2 250ZM23 248H25V246ZM64 249H65V251H64ZM142 249L143 248L140 246L139 249H136L138 251L135 254V256H140L141 260H143V257L145 258V255H143ZM70 250H71V248H70ZM258 252L260 254H258ZM145 254H148V251H146ZM160 254H161V256H160ZM180 254H182V255H180ZM149 255L150 254H148V256ZM0 257H1V254H0ZM180 258H182V260ZM127 259H128V261H127ZM127 259H126V262L128 264H131L132 263L131 260H129V258H127ZM130 259H132V258H130ZM158 259H159V261H158ZM168 259H169V261H168ZM175 259H176V261H174ZM163 260H165L166 262L168 261V263H166V262L164 263ZM133 263H136V262H133ZM137 263L138 264H142V263H139V262H137Z\"/></svg>",
    "mask_w": 264,
    "mask_h": 264
},
{
    "label": "water",
    "instance_id": "95a60500",
    "mask_svg": "<svg viewBox=\"0 0 264 264\" xmlns=\"http://www.w3.org/2000/svg\"><path fill=\"white\" fill-rule=\"evenodd\" d=\"M50 0H0V49Z\"/></svg>",
    "mask_w": 264,
    "mask_h": 264
}]
</instances>
